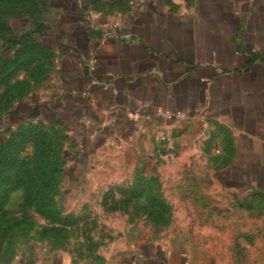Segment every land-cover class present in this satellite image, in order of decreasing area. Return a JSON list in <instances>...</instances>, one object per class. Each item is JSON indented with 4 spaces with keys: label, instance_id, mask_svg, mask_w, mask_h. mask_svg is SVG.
<instances>
[{
    "label": "crops",
    "instance_id": "crops-1",
    "mask_svg": "<svg viewBox=\"0 0 264 264\" xmlns=\"http://www.w3.org/2000/svg\"><path fill=\"white\" fill-rule=\"evenodd\" d=\"M60 28L54 76L17 112L62 125L75 150L71 165L106 169L99 180H120L121 166L158 163L162 145L176 140L180 159L212 166L220 211L257 210L253 241L256 264H264V0L182 7L135 0L113 18L79 13ZM165 110L190 114L171 120ZM209 228L200 238L184 229L174 237L119 239L128 246L111 248L95 264H238L217 222ZM35 264L82 263L53 253Z\"/></svg>",
    "mask_w": 264,
    "mask_h": 264
},
{
    "label": "rangeland",
    "instance_id": "rangeland-1",
    "mask_svg": "<svg viewBox=\"0 0 264 264\" xmlns=\"http://www.w3.org/2000/svg\"><path fill=\"white\" fill-rule=\"evenodd\" d=\"M134 1L0 0V264H35L40 254L53 253L95 264L111 248L128 246L119 239L131 243L143 235L174 237L184 229L197 238L208 237L216 222L217 235L232 242L238 264H256L257 210L249 215L220 211L212 196L220 195L209 177L212 166L180 159L176 140L163 143L158 163L121 166L120 180H99L95 175L108 174L106 169L71 165L75 150L62 125L44 119L45 132L34 134L26 126L39 122L31 110L24 118L17 112L23 100L54 76L60 26L66 19L79 13L113 18ZM159 1L171 7L193 2ZM43 162L52 171L48 182L38 176L27 183L19 180L34 168L38 172ZM145 172L148 179L133 181L136 173ZM188 223H193L190 229Z\"/></svg>",
    "mask_w": 264,
    "mask_h": 264
},
{
    "label": "trees",
    "instance_id": "trees-1",
    "mask_svg": "<svg viewBox=\"0 0 264 264\" xmlns=\"http://www.w3.org/2000/svg\"><path fill=\"white\" fill-rule=\"evenodd\" d=\"M43 122L42 121H40L39 120V122L38 123H36V124H34L33 122H29L28 124L29 125H26V126H28L27 128H28V130H29V132H32V133H37V132H45V130L44 129H42V127H43V124H42ZM24 125L26 124V123H23ZM11 124H9V126H10ZM23 125V126H24ZM8 128H6V130H7ZM0 157H1V153H0ZM0 160H1V158H0ZM40 161H43V160H40ZM39 168V171L38 172H36L37 171V169H35L34 168V171L35 172H33V173H30L29 172V174H27V175H25V176H20V178H19V180L20 181H22V182H25V183H27V181H29V182H31V181H33L34 180V178H35V176L37 177H39V179H41V180H43V181H46V182H48L49 181V179H50V177H51V174H52V171H50L49 169H47V168H45L44 167V162L43 163H41V165L38 167ZM41 169H43V170H41ZM0 178H1V172H0ZM24 183V184H25ZM144 190V189H143ZM9 192L10 191H5V192H3V191H1V195L2 196H4V195H8L9 194Z\"/></svg>",
    "mask_w": 264,
    "mask_h": 264
},
{
    "label": "built area",
    "instance_id": "built-area-1",
    "mask_svg": "<svg viewBox=\"0 0 264 264\" xmlns=\"http://www.w3.org/2000/svg\"><path fill=\"white\" fill-rule=\"evenodd\" d=\"M93 62H95V60ZM164 114L168 119L171 120H183L185 118H188L190 113L186 110H165ZM127 115L130 118H134L139 116V112L129 111Z\"/></svg>",
    "mask_w": 264,
    "mask_h": 264
}]
</instances>
